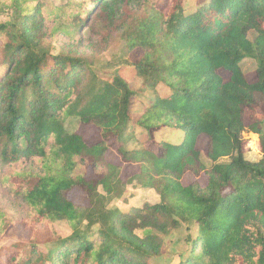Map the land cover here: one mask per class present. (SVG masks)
I'll use <instances>...</instances> for the list:
<instances>
[{"label": "trees", "instance_id": "1", "mask_svg": "<svg viewBox=\"0 0 264 264\" xmlns=\"http://www.w3.org/2000/svg\"><path fill=\"white\" fill-rule=\"evenodd\" d=\"M39 1L14 3L18 22L0 24V173L39 166L0 178L27 207L28 231L26 241L0 246V264H150L162 236L181 226L190 233L179 264H264V124L245 120L264 104V0H199L192 10L169 0L167 12L151 0ZM126 11L140 14L129 23ZM97 27L106 32L99 46ZM83 29L98 50L119 35L128 52H141L132 64L138 90L118 74L102 81L84 60L51 53L47 35L83 39ZM247 59L256 63L252 81L239 67ZM159 86L166 95L132 119L131 101ZM70 118L95 127L100 139L87 144L66 133ZM130 122L136 138L158 128L182 136L156 151L142 143L126 150ZM243 133L258 137L256 162L244 156ZM113 138L122 164L138 168L126 182L155 190L159 201L126 213L107 208L125 186L121 166L106 158ZM78 160L105 172L88 178ZM187 173L205 184L184 185ZM74 189L85 206L68 198ZM61 221L71 230L65 238L54 227ZM12 224L0 211V238Z\"/></svg>", "mask_w": 264, "mask_h": 264}, {"label": "rangeland", "instance_id": "2", "mask_svg": "<svg viewBox=\"0 0 264 264\" xmlns=\"http://www.w3.org/2000/svg\"><path fill=\"white\" fill-rule=\"evenodd\" d=\"M23 0H0V24L17 23L18 18L16 17L13 9L14 3H20ZM34 0H26L24 3L29 8L32 6ZM59 0H40L42 5H57ZM153 3H157L163 7V11L167 12L169 8V0H151ZM199 0H182V6L185 10H192ZM127 15H131V21L136 18L140 13L138 11H126ZM129 18V19H130ZM51 24H48V28ZM97 45L99 46V41H101L103 35L106 32L102 31L100 28H96ZM96 33V34H97ZM81 34L84 38L81 39L80 36L75 39L65 38L60 34L57 35H47L45 38L47 46L51 53L53 54H63L69 56L78 57L86 62L87 69L90 73L94 74L97 78L102 81H110L116 74L120 75L124 81L128 84L130 89L136 91L140 88L141 79L138 78L134 72L132 64L137 62L141 56V52L134 50L128 52L123 41L120 40L119 35H114L113 39L109 41L107 46H101V50H98L93 45H90L86 39L89 35L87 30L83 29ZM251 38V36H250ZM104 47V49H103ZM256 63L253 60H244L239 64L242 72L250 73L247 76L249 81H252L253 74L252 70L255 68ZM225 79L226 74H221ZM167 91L164 87L159 86L156 93L146 92L141 94L137 99L132 100L130 104V113L132 119H137L143 112V107L150 104L154 99L155 95L164 97ZM258 120L264 124V104L253 111H247L245 114L246 123H251L253 120ZM64 130L66 133H79L83 136L84 141L87 144H93L100 139L99 131L93 127H83L77 118H70L64 124ZM132 122L129 123L125 135L129 136V141L124 145L126 150H135L141 147V143L147 149H153L156 151L158 143L161 141H171L176 142L182 136V133H172L171 131L158 128L157 130L151 131L149 135H137L138 128L135 129V133L132 131ZM133 132V133H131ZM242 138L245 142L244 144V156L248 161L256 162L261 157H263L258 151V137L252 133H243ZM139 139V140H138ZM111 146L107 153V161L116 165L121 166V179L125 182V186L119 196L114 198L107 208L113 213H126L131 211L135 207H142L145 203H155L159 201V196L157 192L153 189H145L140 184L136 182L127 183L126 180L131 177L136 171L137 167L134 165H124L122 164L120 157L116 151L119 143L113 138L111 139ZM198 149L205 152L206 150V140L200 138L197 143ZM203 156V160H204ZM206 161V160H205ZM39 166L34 162L23 163L22 165H16L13 167H6L0 173V178L6 176H11L14 171H20L21 169H33L38 171ZM77 170L79 173L83 172L88 178H91L94 174H101L105 172L103 166L93 168L88 161L78 160ZM76 174V172H75ZM197 181L201 186L206 182V178L201 175L199 177H194L191 174H185L182 178V183L184 185L191 182ZM68 198L78 203L80 205H86L87 200L85 195L79 190L74 189L68 194ZM0 211L3 212L10 220L14 221L9 229L4 234L3 238H0V246L8 247L18 242H24L28 238V231L23 227L22 220L26 215L27 207L25 204L14 194L11 193L10 187L7 185L0 186ZM56 232L60 237L65 238L70 235L71 230L65 222H58L54 225ZM85 229V227H83ZM92 229H97L93 227ZM190 231L186 226L177 227L175 229L169 230L164 236H162L163 247L161 254L150 261V264H179L185 256L188 254V243L187 238ZM192 233V230H191Z\"/></svg>", "mask_w": 264, "mask_h": 264}]
</instances>
